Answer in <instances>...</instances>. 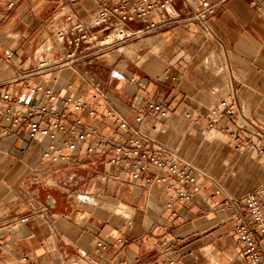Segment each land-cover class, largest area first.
I'll use <instances>...</instances> for the list:
<instances>
[{"label": "crops", "instance_id": "0c3cea01", "mask_svg": "<svg viewBox=\"0 0 264 264\" xmlns=\"http://www.w3.org/2000/svg\"><path fill=\"white\" fill-rule=\"evenodd\" d=\"M208 1L218 10L207 26L163 28L99 55L58 40L69 14L83 24L95 17L89 0H0V88L31 99L43 95L29 89L42 86L89 107L105 98L132 123L142 113V133L193 168L200 185L179 202L163 183L118 177L99 150L85 154L98 140L116 139L103 110L81 114L95 132L79 152L66 150L80 154L78 166L51 165L43 158L48 139L0 122V264H247L232 219L243 217L242 198L264 183V162L236 152L208 123L233 84L264 129V6ZM175 7L186 18L194 13L182 0ZM152 102L168 116L145 111Z\"/></svg>", "mask_w": 264, "mask_h": 264}, {"label": "built area", "instance_id": "2783aa9c", "mask_svg": "<svg viewBox=\"0 0 264 264\" xmlns=\"http://www.w3.org/2000/svg\"><path fill=\"white\" fill-rule=\"evenodd\" d=\"M63 1L71 6L79 0ZM89 1L98 8L95 17L83 24L69 14L67 20L71 25L61 30L58 40L77 49L84 43L87 54L99 55L163 28L190 21L207 26L209 18L218 10V5L208 0H182L183 4L194 8V13L186 18L175 7L178 0ZM154 12L159 13V20L152 18ZM138 22L143 27L133 29L131 25ZM29 90L33 95L42 93L43 96L28 99L26 95L0 88V122L12 130L25 128L32 139L39 135L48 139L50 144L43 158L51 165L78 166L82 163L79 153L70 155L66 150L79 152L95 132L81 114L86 111L89 117L95 118L99 110H103L116 128V139L111 144L104 139L98 140L86 148L85 154L93 155L99 150L115 168L118 177L131 178L145 185L163 183L175 193L179 202H189L193 194L199 192L195 170L181 164L171 150L152 142L136 125L142 122V113L136 117V123H132L105 98H99L95 107H89L79 99L60 98L42 86ZM145 111L162 118L168 116L167 108L158 102L148 104ZM208 128L217 129L230 138L236 152L256 153L264 162V129L239 104L233 84L229 95L211 110ZM241 202L245 213L241 219H232L234 234L243 247L247 264H264V183L245 194ZM171 264L175 263L171 261Z\"/></svg>", "mask_w": 264, "mask_h": 264}, {"label": "rangeland", "instance_id": "374dc122", "mask_svg": "<svg viewBox=\"0 0 264 264\" xmlns=\"http://www.w3.org/2000/svg\"><path fill=\"white\" fill-rule=\"evenodd\" d=\"M259 1H260L261 5L264 6V0H259ZM122 47H124V46H120V47L115 48V49H119V48H122ZM115 49H111V50L106 51V54L109 53V52H112V51L115 50ZM121 51H122V50H121ZM248 115H249V114H248Z\"/></svg>", "mask_w": 264, "mask_h": 264}]
</instances>
